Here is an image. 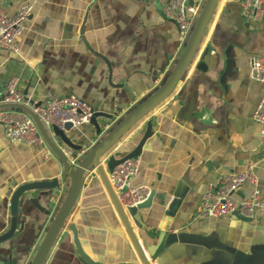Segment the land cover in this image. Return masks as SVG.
Masks as SVG:
<instances>
[{
	"label": "crops",
	"instance_id": "1",
	"mask_svg": "<svg viewBox=\"0 0 264 264\" xmlns=\"http://www.w3.org/2000/svg\"><path fill=\"white\" fill-rule=\"evenodd\" d=\"M167 1L0 0L10 17L23 5H33L16 40L18 53L0 48V99L14 81L27 92L29 104L73 94L108 115L98 119L105 127L100 134L91 123L70 132L83 146V157L159 89L179 61L188 39L164 17ZM255 56L264 57V17L247 22L239 1L220 0L174 92L109 153L119 159L132 152L151 123L133 183L150 187L152 195L129 221L145 250L158 249L152 264H264V215L244 220L198 214L211 186L250 164L264 199V125L252 118L264 83L251 77ZM62 173V163L46 145L13 143L0 126V236L11 225L14 191L28 183L60 181ZM183 181L189 190L169 230L177 240L159 246L158 227ZM68 187V180L60 181L56 189L21 197L16 233L0 243V264L31 263ZM251 190L245 185L235 198L247 197ZM71 227L95 263L142 264L94 169L86 173L72 215L44 264H88L78 254Z\"/></svg>",
	"mask_w": 264,
	"mask_h": 264
},
{
	"label": "built area",
	"instance_id": "2",
	"mask_svg": "<svg viewBox=\"0 0 264 264\" xmlns=\"http://www.w3.org/2000/svg\"><path fill=\"white\" fill-rule=\"evenodd\" d=\"M205 0H168L162 9L164 17L175 23L185 39L190 33L203 8ZM241 15L250 23H259L264 17V0H239ZM31 3L23 5L14 16H8L0 8V48L18 53L16 40L22 34L24 26L32 14ZM251 77L257 83H264V57L255 56L251 59ZM7 96L2 104L24 105L31 109L52 136V127L63 129L69 123L73 128L88 124L94 110L79 97H50L38 107L31 106L22 91H19L14 81L6 89ZM253 120L264 125V92L257 103ZM0 126L5 136L13 143H21L40 148L45 142L33 119L25 112L14 109L0 110ZM69 154L71 165L77 164V158ZM139 173V162L131 159L123 162L108 174V180L124 210L135 208L145 203L152 195L150 187L135 185L134 178ZM251 185L252 190L247 197L235 198V195L245 185ZM198 214L213 218L237 215L244 219L254 220L264 215V199L255 175V166L250 164L237 173L222 176L215 186L204 193Z\"/></svg>",
	"mask_w": 264,
	"mask_h": 264
},
{
	"label": "water",
	"instance_id": "3",
	"mask_svg": "<svg viewBox=\"0 0 264 264\" xmlns=\"http://www.w3.org/2000/svg\"><path fill=\"white\" fill-rule=\"evenodd\" d=\"M220 0H205L203 8L198 16V19L190 33L187 40L185 49L172 70L169 78L166 82L157 89L152 95H150L145 101L136 106L124 119H122L115 127H113L102 139L99 141L86 155L80 157V154L84 150L83 146L77 145L73 139L69 136L73 127L71 124L67 123L64 125L63 129H59L56 126L52 127V136H50L41 123L39 118L33 113L31 109L24 105L15 104H2L7 93L3 94L0 99V110L2 109H14L27 113L36 124L45 145L52 151L54 155L60 160L63 166V173L60 181L69 182L68 191L60 204L57 213L52 220L36 254L34 255L30 264H44L54 243L58 239L61 231L63 230L65 224L69 220L74 210V207L79 198L80 192L83 187L84 177L90 169H94L98 174L105 191L114 207V210L122 223L126 234L132 245L134 246L142 264H152V259L157 253V248L144 249L141 242L135 235L133 228L130 224L129 217L134 219L138 213L140 207L145 204H141L138 207L130 208L124 210L121 206L115 192L113 191L110 182L108 180L107 173H111L115 167L122 164L123 162L131 159H137L141 152L146 140L152 135L151 123H148L146 132L144 133L142 139L138 143L137 147L125 155L117 159L114 155L109 154L111 149L132 129L138 124L143 118L149 115L158 105H160L164 100H166L176 89L177 85L183 78L184 74L191 66L194 58L197 55L199 47L202 43L203 37L208 29L210 20L215 12V9ZM239 1V0H230ZM27 95V92L24 94ZM34 107H38L41 104H33ZM94 110V109H93ZM108 115L96 112L94 110L93 116L91 118V125L95 128L96 133L100 134L105 128L98 122L99 118H107ZM72 157L77 158V164L71 165L69 162V154ZM60 181H49V182H35L28 183L20 186L16 191H14L11 201V225L9 230L0 236V243H4L10 240L16 233L17 227V216L18 207L21 197L28 192L43 189H56L60 186ZM183 181L177 186L174 191V197L168 205L165 218L159 225L157 230V238L159 240V246L167 247L172 241L177 240L176 235L169 233L171 224L176 216V213L181 205L182 200L185 198L188 187ZM31 204L40 211L44 209L39 205L36 199L31 200ZM239 217V216H238ZM241 218V217H240ZM244 219V218H242ZM250 220V219H244ZM73 234V241L77 247L78 254L82 259L88 264L95 263L88 255H86L79 244L77 232L75 227H71ZM8 264V263H5ZM11 264H15L11 262ZM122 264H134V263H122Z\"/></svg>",
	"mask_w": 264,
	"mask_h": 264
},
{
	"label": "rangeland",
	"instance_id": "4",
	"mask_svg": "<svg viewBox=\"0 0 264 264\" xmlns=\"http://www.w3.org/2000/svg\"><path fill=\"white\" fill-rule=\"evenodd\" d=\"M67 223H68V221H67Z\"/></svg>",
	"mask_w": 264,
	"mask_h": 264
}]
</instances>
